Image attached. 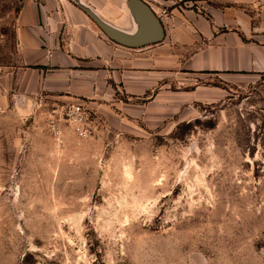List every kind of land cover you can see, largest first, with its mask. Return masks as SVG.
<instances>
[{"label": "rangeland", "instance_id": "374dc122", "mask_svg": "<svg viewBox=\"0 0 264 264\" xmlns=\"http://www.w3.org/2000/svg\"><path fill=\"white\" fill-rule=\"evenodd\" d=\"M125 1L108 0L100 17L128 26ZM143 1L164 38L113 43L156 60L159 84L139 97L116 84L108 99H78L91 111L89 137L61 124L54 141L46 126L50 107L77 100L1 102L0 264H264V74L183 65L201 46L190 43L191 12L252 15L260 5ZM20 2L0 0L1 72L18 64Z\"/></svg>", "mask_w": 264, "mask_h": 264}, {"label": "crops", "instance_id": "0c3cea01", "mask_svg": "<svg viewBox=\"0 0 264 264\" xmlns=\"http://www.w3.org/2000/svg\"><path fill=\"white\" fill-rule=\"evenodd\" d=\"M77 3L108 13V0H21L14 17L18 64L0 71V104L8 98L35 104L45 98L103 100L116 84L139 97L157 87L156 60L136 58L114 45ZM253 3L260 6L252 15L233 9L210 17L191 12L190 43L199 40L201 46L193 48L184 68L264 74V0Z\"/></svg>", "mask_w": 264, "mask_h": 264}, {"label": "water", "instance_id": "95a60500", "mask_svg": "<svg viewBox=\"0 0 264 264\" xmlns=\"http://www.w3.org/2000/svg\"><path fill=\"white\" fill-rule=\"evenodd\" d=\"M77 4L109 40L120 46L139 48L156 44L164 38L160 20L143 0H126L124 3L126 10L137 24V30L134 33H128L111 26L88 6L82 3Z\"/></svg>", "mask_w": 264, "mask_h": 264}, {"label": "built area", "instance_id": "2783aa9c", "mask_svg": "<svg viewBox=\"0 0 264 264\" xmlns=\"http://www.w3.org/2000/svg\"><path fill=\"white\" fill-rule=\"evenodd\" d=\"M91 111L84 102L54 104L46 111V126L54 141L62 138L61 124L70 127L79 139H85L92 133Z\"/></svg>", "mask_w": 264, "mask_h": 264}, {"label": "bare ground", "instance_id": "6f19581e", "mask_svg": "<svg viewBox=\"0 0 264 264\" xmlns=\"http://www.w3.org/2000/svg\"><path fill=\"white\" fill-rule=\"evenodd\" d=\"M127 13L129 15V18H130L128 26H126V27L123 26V20H122V23H120L117 28L122 30V31L128 32V33H134L137 30V24L133 20L132 16L130 15V13L128 11H127Z\"/></svg>", "mask_w": 264, "mask_h": 264}]
</instances>
